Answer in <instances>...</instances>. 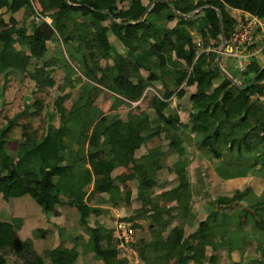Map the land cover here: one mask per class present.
<instances>
[{
  "label": "trees",
  "instance_id": "trees-1",
  "mask_svg": "<svg viewBox=\"0 0 264 264\" xmlns=\"http://www.w3.org/2000/svg\"><path fill=\"white\" fill-rule=\"evenodd\" d=\"M152 1L38 0L40 14L50 17L57 34L50 54L42 33L49 25L34 21L33 0H0L1 99L4 101L9 76L15 73L18 61L16 56L6 54L13 47L29 55L27 69L35 73L33 87L37 85L40 92L53 89L55 95L57 91L64 92V100L70 101L67 107L64 100L54 99V111L45 113L41 136L28 123H21L20 139L10 137L12 129L19 125L18 119L40 111L39 100H31L37 106L36 112L28 102L21 112L0 125V194L4 201L28 196L47 217L63 205L74 209L79 227L89 236L93 254L103 264L122 262L118 260V241L113 239L110 229L102 221L97 226L90 225V221L104 213L101 204H97L104 201L93 198L98 194L110 197L109 202L117 208L129 209L133 198L139 203L134 215L123 221L134 230L138 243L134 241L132 246L137 245L134 248L143 264H212L217 255L210 254L208 249L220 246L231 257L235 235L253 236L260 254L254 264H264V193L251 196L250 187H245L233 189L230 195L211 197L208 191L207 215L196 225L187 170L188 163L201 152L216 160L214 185L245 177L251 180L255 169L264 177V102L258 100L264 98V85L258 87L264 81V70L254 85L241 90L220 73L217 53L199 52L188 31L195 29L203 49L216 50L221 43L216 11L222 18L225 40L229 41L238 24L227 8L264 23V0H167L155 3L141 19ZM123 5L126 7L122 8ZM202 7L210 8L203 11L196 24L173 11L190 15ZM167 12V21L175 22L171 28L156 27L149 20ZM17 13L22 15L10 19V23L4 19L5 14L13 17ZM105 21L108 26L102 24ZM110 35L114 44L103 40ZM72 62L78 64L79 76ZM261 68L251 59L243 73L244 83ZM55 76H60V80ZM157 84H161L162 90H156ZM215 84L207 100L202 101L200 96ZM148 87H155L157 94H152L147 109L140 111L134 121L121 109L140 100ZM191 87H195L194 93L189 90ZM172 96L178 101L173 109ZM253 96L258 98L253 101ZM101 103L110 104L108 112H104ZM178 110L193 115L182 123ZM89 137L98 140L104 168L110 173V179L98 186L92 197L87 196L91 174L84 166ZM157 139L167 145L154 146ZM13 141L17 143L16 155L6 149V144ZM143 148L146 150L142 153ZM30 152L38 156L43 166L41 173L18 172L19 160ZM169 153L175 156L170 166L175 184L167 189L165 182L156 178L153 166L163 164ZM231 153L238 159L229 158ZM69 156L75 160L67 164ZM202 162L203 159L204 170L209 169ZM118 169L126 173L113 176ZM201 172L198 171V180L204 179ZM207 177L211 180L208 173ZM126 182L134 184L135 196L120 189V184ZM155 189H160L159 193ZM171 213L179 219L175 226L169 218ZM241 218L247 221L244 228L237 225ZM15 239V224L0 219V244L12 247ZM23 254L24 264H45V260L50 264H74L79 256L76 249L61 244L42 257L28 249ZM0 264H7L1 254Z\"/></svg>",
  "mask_w": 264,
  "mask_h": 264
},
{
  "label": "rangeland",
  "instance_id": "rangeland-1",
  "mask_svg": "<svg viewBox=\"0 0 264 264\" xmlns=\"http://www.w3.org/2000/svg\"><path fill=\"white\" fill-rule=\"evenodd\" d=\"M40 12V11H39ZM5 20H7V23L9 22V20L11 19V17L7 14L4 15ZM102 24L104 25H108V21L103 22ZM44 37L45 40L47 41V45H48V49L49 52L51 54L54 44L56 43V39H57V34L55 33V31L52 29L51 24L48 26L47 30H44ZM104 41H109V42H113V44L115 43V39L112 35L108 36V37H103ZM117 45V44H116ZM20 49V48H17ZM119 52H121V50L118 48ZM22 62L27 61V56L25 55L24 58H22L21 60ZM240 61V60H238ZM235 63V72L236 74H238L239 71V62ZM244 61V60H243ZM24 66V65H22ZM72 68H74L75 71H77V75L79 76V66L77 63L72 62L71 63ZM26 74H22L21 77H19L18 79L14 80L13 83H15L14 85H8V89L7 92L5 93L4 96V101L2 103H0V125L3 123H7L9 121V119H11L12 117H14L17 113L21 112V110L24 109V105L28 104V102H30V104L32 105V109L33 112H36L37 110V106L35 104H33V101L31 100H39L41 102V108L40 111L38 113H33V115L30 116H24L21 119H18L17 122L19 125H17V127H15L14 129H12L10 137L15 138L16 140L20 139V134H21V127L20 124L22 123H28L29 127L33 129L37 130L38 136L42 135V132L44 131V124L43 121L45 119V113L50 110V111H54V99L58 97V100L61 102L64 100L65 98V93L64 92H58L54 93L53 89L50 90H44L41 91L40 90H34L33 85H32V80H30L31 76L30 74H28L27 72H25ZM32 73V72H31ZM56 80H60V76H55ZM83 82H85V80L83 79ZM34 92H31V91ZM69 92V90H68ZM30 94V96H28ZM102 97V96H101ZM1 100V98H0ZM101 101V98H99V102ZM149 100H138L136 103H128L130 104L129 107H123L121 110H124V112L126 113V116L129 117L130 119L137 121L138 120V115L140 114V111L146 110L148 107ZM171 104H173V101L171 102ZM64 105L69 107L70 105V101H65L64 100ZM109 103L106 104H102V109L104 110V112H108L109 110ZM177 106V104H176ZM176 106L173 105V107L171 108H175ZM32 111V110H31ZM187 111L184 110H178V116L180 118V121L183 120L186 121L187 119ZM56 122V121H55ZM54 122V123H55ZM95 138H93L94 140ZM15 140V141H16ZM13 141V142H15ZM167 143L163 144L161 143V140H156L154 142V146H166ZM187 145V144H186ZM14 144L11 145L10 148H13ZM86 147L88 148V150H90L89 152H91L92 156H93V165H97L99 166L102 162V157H101V153L98 151V143L96 141H89L86 144ZM188 147V146H187ZM144 150H146L145 148H143L141 150V152L143 153ZM226 157V156H225ZM229 158H232L234 160H237L238 157L236 154H230L228 156ZM175 156H173L172 153H169L167 158L164 160V163L161 165H156L153 166V168L156 170V178L161 182H165V188L170 189L174 186L175 184V175L170 171L172 167L171 164L174 161ZM203 161H206V164L208 165L209 169L204 170V167L199 166V159ZM216 165V160L215 159H211L209 160L208 158H206L204 156L203 153L201 152H197L193 158L192 161H190L188 163L187 166V170H188V176L190 179V182L192 184V191H193V195H192V199H191V206H192V211L194 212V214L196 215V225L197 222H199L200 220L205 219L207 213H206V204L208 203V201L210 200V198L207 196L206 197V193L208 191H210V195L211 197L215 196V195H222V194H231L233 192V189H238V190H242L245 189V187H247V189H249L250 187V195L251 196H259L262 193H264V177L263 175H259L255 169V171H252L251 173V177L253 179L249 180L246 178H241L238 179V181L236 182H232L233 180H228L225 181V183L222 184H217L214 185V181H212V179L217 178L214 177L213 175V167ZM198 166V167H197ZM254 167V166H253ZM255 168V167H254ZM202 169L201 174L204 172V176H203V180H198V171ZM121 171H124L123 169H120ZM125 172V171H124ZM123 172V173H124ZM126 173V172H125ZM207 173L209 175V179L211 177V180H206L207 177ZM131 183V184H130ZM129 184L126 183V186L123 188H121L124 191H131L132 196H135L136 194V189L135 186L132 182H130ZM160 189H155V193H159ZM1 195V194H0ZM97 198H100L103 202L98 201L97 204H101V208L104 210V213L100 215L99 217V221H102L104 226L108 227L110 230L115 231V226L116 223L123 221L124 218H127L129 216L134 215L135 211L137 209H139L140 205L139 203H137L134 198L133 201L131 202V207L125 208V207H115L111 204V202H109L108 197L105 196H97ZM14 199V198H12ZM11 200V199H10ZM165 205V204H162ZM36 206V205H35ZM37 207V206H36ZM38 208V207H37ZM41 211V210H40ZM42 215H45L41 212ZM169 218L172 221V226L177 225L179 222V219H177V215H175L174 213L169 214ZM246 219L241 218L237 220V225L239 224L240 226H244L246 224ZM75 225L76 223L72 226L70 224L62 227V229L58 230V233H60L61 236V230H75ZM248 227V224L246 225ZM74 227V228H72ZM77 227L79 230H82L78 223H77ZM244 228V227H243ZM246 228V227H245ZM186 230H188L186 228ZM230 230H233V227H230ZM241 232H250V230H239ZM234 239V246L235 249H233V251L231 252V257L227 256V251L223 250L220 246H213L211 249H208V252H210V254H216V261L212 264H254L255 260L260 259V254L256 249V242L255 239L253 238V236H237L235 235L233 237ZM25 242L21 240H19L16 236L15 239V244L12 247H4L0 245V251L2 253V255L6 258L8 264H23L25 263V256L23 254V251L26 249L22 246V242L24 246H29L30 245V241H26ZM136 244L138 243L137 240ZM134 245V247H136L137 245ZM133 246H131L130 249L135 250ZM74 249V248H71ZM119 250L118 253H120L118 256H120L122 258V260H125L127 256H131V253H129L126 249L122 248L119 246ZM34 251V250H33ZM35 252V251H34ZM264 257V255L262 256ZM98 259L96 255H92L91 259ZM119 259V258H118ZM264 259V258H263ZM120 260V259H119ZM91 264V261H89V257H79L77 258V260L74 262V264ZM47 264H50V262L47 260Z\"/></svg>",
  "mask_w": 264,
  "mask_h": 264
},
{
  "label": "crops",
  "instance_id": "crops-1",
  "mask_svg": "<svg viewBox=\"0 0 264 264\" xmlns=\"http://www.w3.org/2000/svg\"><path fill=\"white\" fill-rule=\"evenodd\" d=\"M151 5H152V3L149 6H151ZM33 6H34V9L36 12L40 11L41 8H40L38 0H33ZM121 7L125 8L126 5H123ZM150 9H149V11H150ZM204 10H206V9H204ZM203 11H201L200 13L196 14L195 16H193L191 18H188L187 20H193L194 24H196L198 22V20L202 17ZM227 12L235 20L236 24H238V25L248 21L250 18H256V17L250 16L247 13H244L242 11L235 10V9H228L227 8ZM21 15H22L21 13H17L13 17H11V16L10 17H11V19L16 20ZM167 16H168V12L162 13L159 16H151L149 20L156 27L167 29V28H171L175 24V22H168ZM258 21H259L260 25L256 29L254 38L252 39V42L248 48V51L252 54V57L250 58V60L238 61L239 62V68L241 65L248 66L251 59H254L256 61V63H258V65H260L261 67L264 66V23L260 19H258ZM8 23H10V20ZM188 31L192 35L193 41L195 43L199 42L201 44L200 36L196 33L195 29H188ZM42 33L44 36V31H42ZM46 43H47V41H46ZM225 43H226L227 47L230 46L229 41L225 40ZM221 45H222V41H221L218 49L215 50V49H211L210 47H208L209 50H204V51H206V52L213 51V52L218 53ZM177 49L179 50L180 48L177 47ZM228 50H226L221 55L220 68L222 69V71H224L228 76H230L234 80L235 83L234 82L233 83L235 85L238 86V85L247 84V83H244V81H243V79H244L243 73L244 72H241L239 70L238 74H236L235 63L237 61H233L230 59V57L227 54ZM199 52H201L200 49H199ZM6 54L9 56H16V58L18 60L16 66L14 67V69H15L14 74H16V75L14 77H12L14 74H11L9 76L8 85H11V84L14 85L15 84V83H13L14 80L18 79L19 77L22 76V74H26L25 72H27L28 74H30V76H31L30 80H32V85L34 86V74L35 73H33V71H32V73H31V71L28 72V69H27L30 67L29 66V64H30L29 55L26 52L22 51L21 49H17V48H13V47L7 49ZM25 55L27 56V61L22 62L21 60H22V58L25 57ZM22 65H24V66H22ZM162 72H163V74H166L167 70H162ZM2 84H3V78L1 77L0 78V88H2ZM263 85H264V81L260 82L258 84V87H261ZM216 86L217 85L215 84L213 86V88L204 92L200 96V99L202 101L207 100L208 95H210L212 93L214 87H216ZM156 87H157V89L155 87L154 88L148 87L146 89V92L148 91V94H146V92H145V94L143 95L141 100L145 99L147 101L149 100V102H150L152 94H157L156 90H158V89L162 90L161 84H157ZM33 88H34V90H39V87L37 85ZM189 90L191 91V93H194L195 87H191V88H189ZM257 98H258L257 96H253L252 100L254 101ZM258 100H260V102H264V98H259ZM170 101L171 102L173 101V104H171L170 107H173V105L176 106V104L178 103V101L175 98H173V96L170 98ZM2 102H3V100L1 99L0 103H2ZM147 105H149V103ZM187 113H188V115H187L186 121L183 122V120H181L180 122L186 123L191 118V116L193 115V113H191V112H187ZM93 138L94 137H89L87 143L89 141L98 142L97 139L93 140ZM12 144H14V146H13V148H10ZM6 149L8 151H10L11 153H13L14 155H16L15 153L17 151V143L16 142L7 143ZM89 151L90 150H88V148L86 147V154H85V161L86 162H85L84 166L87 170L90 171V174H91V185L87 190V196L92 197L94 194H96V190H97L98 186L104 184L106 181H108L110 179V173L104 168V159H103L102 154H101L102 162L99 166H97V165H93V163H92L93 162V156H92L91 152H89ZM74 160L75 159L72 156H69L66 159V163L70 164ZM209 160H211V159H209ZM19 161H20L19 165H18V172L19 173H23V174L26 172L41 173L43 171V166L40 163L38 156L35 155L33 152L27 153ZM201 161L202 160L199 159V166L203 167V165L201 164ZM205 162L203 161L202 163L206 165ZM124 171H121L120 169H118L112 175L118 176L119 174L123 173ZM251 179H253V178L251 177ZM126 183L129 184L130 182H126ZM126 183L120 184V189L122 187L124 188L126 186ZM98 195L99 196L103 195L105 197H108L105 194H101V195L98 194ZM98 195L93 196V198H97ZM108 199H110V197H108ZM0 219L3 222L14 223L16 226L17 238L19 240L22 239L23 242H25L24 240L30 241L29 246H24L23 242H22V246L28 250H32V251L34 250L38 256H41V257L44 256L46 251L52 250L61 244V245H63L64 248L76 249L78 251V254H79L78 258L79 257H89V261H91V264H103L102 260L99 257H97L98 259L94 258V259L90 260V258L93 255V246L89 241L88 234L84 233L83 230L78 229L77 223L79 221V216L74 209H71V208L63 205L61 207L56 208V210L52 213V215L47 217L46 215L41 214L40 209L35 206L33 201L28 196H23L20 198H14V199H11L8 201H4V199L2 198V195H0ZM100 222L101 221H99V217H98L97 219L90 221V225L91 226H97ZM75 223H76L75 228L72 227L75 230H61V236H60V233H58L57 228L62 229V227L66 226L68 224L73 226ZM109 232L112 234L113 239L116 240L114 238V234H113L114 231L109 230ZM118 251H120L119 245H118ZM127 251H129V249ZM0 254L2 255L1 251H0ZM136 255L140 261V264H143V262L138 257V254H136ZM118 258L120 259V260L119 259L118 260L121 261L122 264H134L133 253H131V256H127L125 260H122V258L120 256H118ZM7 264H8V262H7ZM45 264H47V260H45ZM88 264H90V263H88Z\"/></svg>",
  "mask_w": 264,
  "mask_h": 264
},
{
  "label": "built area",
  "instance_id": "built-area-1",
  "mask_svg": "<svg viewBox=\"0 0 264 264\" xmlns=\"http://www.w3.org/2000/svg\"><path fill=\"white\" fill-rule=\"evenodd\" d=\"M35 22H45L47 25L51 24V19L47 15H42L39 12H36L33 16ZM259 21L257 18H250L245 23H241L234 28V31L229 40L230 51L227 53L231 60L233 61H246L250 60L252 54L248 51L249 45L254 38L255 31L259 27ZM196 46L199 47L201 51L209 50L208 48L203 49L200 46V43L197 42ZM246 65H241L239 70L244 72ZM114 238L118 241V245L126 250L129 249V253H133L134 264H140L139 259L137 258V252L130 249L134 243V230L131 228V225L120 221L116 223L115 231L113 232ZM135 249V248H134Z\"/></svg>",
  "mask_w": 264,
  "mask_h": 264
},
{
  "label": "water",
  "instance_id": "water-1",
  "mask_svg": "<svg viewBox=\"0 0 264 264\" xmlns=\"http://www.w3.org/2000/svg\"><path fill=\"white\" fill-rule=\"evenodd\" d=\"M157 2L167 3L166 0H153V1H152V5L149 6V7L145 10V12H144V14L142 15V18H141V19H143V18L146 16V14L148 13L149 9H150L155 3H157ZM208 8H210V7H202V8H200V9L194 11V12H193L192 14H190V15H182V14H179V13H178L177 11H175V10H174V12H175L178 16H180V17H182V18L188 19V18H191V17L195 16L196 14L200 13V12L203 11L204 9H208ZM104 13H107V12L105 11ZM216 13H217V17H218L219 28H220V32H221V41H222V45H221V47H220V49H219V51H218V53H217V56H216V66H217V68L220 70V72H221L223 75H225L229 80H231L232 82H234V80H233L230 76H228L224 71H222V69L220 68L221 55H222L226 50H228V49H229V50H228V52H229V51H230V47L228 46V47H229V48H228V47L226 46V43H225V37H224L223 29H222V18H221V15H220V13H219L218 11H217ZM263 70H264V66L259 70V72H258L257 74H255V75L251 78V80H250L247 84H244V85H238V87H239L241 90H247V89H249L252 85L255 84L257 78L260 76V74L262 73ZM234 83H235V82H234Z\"/></svg>",
  "mask_w": 264,
  "mask_h": 264
}]
</instances>
